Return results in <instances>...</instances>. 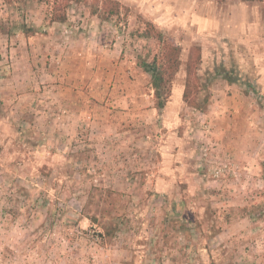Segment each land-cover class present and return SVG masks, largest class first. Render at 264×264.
Returning a JSON list of instances; mask_svg holds the SVG:
<instances>
[{
    "label": "rangeland",
    "instance_id": "rangeland-1",
    "mask_svg": "<svg viewBox=\"0 0 264 264\" xmlns=\"http://www.w3.org/2000/svg\"><path fill=\"white\" fill-rule=\"evenodd\" d=\"M117 1L0 0V264H264V0Z\"/></svg>",
    "mask_w": 264,
    "mask_h": 264
},
{
    "label": "trees",
    "instance_id": "trees-1",
    "mask_svg": "<svg viewBox=\"0 0 264 264\" xmlns=\"http://www.w3.org/2000/svg\"><path fill=\"white\" fill-rule=\"evenodd\" d=\"M79 1V0H76ZM101 1L103 4L102 8V19H108L113 14H116L119 10V1L117 0H98ZM56 19L64 20V17H57ZM148 27L150 30H153L152 25L148 23ZM160 36L161 34L157 32ZM168 53L164 54L162 57L163 61L166 60L168 63V68L170 69H177L181 60L179 58L180 49L176 45L168 44ZM201 51L199 48H192V52L188 54L186 60V69H187V76L185 79L184 89H183V98L186 100L192 107L200 108L201 104L196 100V96L202 89L201 85V78L197 74L195 66L201 62ZM144 69L150 73L151 75V83L154 88V96H155V106L159 110H162L166 104L167 98L170 96V90L166 88V81H168L165 77L164 71L162 68H157L155 64L145 63ZM164 68V67H163ZM189 72H192V75L189 76ZM169 77L172 76V72L168 75ZM192 76V77H191ZM209 94V92L207 93ZM207 98H203L204 101Z\"/></svg>",
    "mask_w": 264,
    "mask_h": 264
},
{
    "label": "crops",
    "instance_id": "crops-1",
    "mask_svg": "<svg viewBox=\"0 0 264 264\" xmlns=\"http://www.w3.org/2000/svg\"><path fill=\"white\" fill-rule=\"evenodd\" d=\"M224 74H226V72L224 71ZM235 81L234 79H232V82Z\"/></svg>",
    "mask_w": 264,
    "mask_h": 264
}]
</instances>
